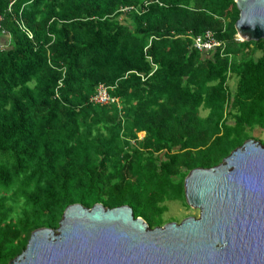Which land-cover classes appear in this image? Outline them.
Masks as SVG:
<instances>
[{"label":"trees","instance_id":"trees-1","mask_svg":"<svg viewBox=\"0 0 264 264\" xmlns=\"http://www.w3.org/2000/svg\"><path fill=\"white\" fill-rule=\"evenodd\" d=\"M239 17L235 0H0V264L74 204L162 227L192 170L264 133V40L240 41ZM208 31L221 45L199 51Z\"/></svg>","mask_w":264,"mask_h":264},{"label":"water","instance_id":"water-1","mask_svg":"<svg viewBox=\"0 0 264 264\" xmlns=\"http://www.w3.org/2000/svg\"><path fill=\"white\" fill-rule=\"evenodd\" d=\"M241 41L264 40V0H235ZM200 217L151 228L133 209L69 206L57 230H36L10 264H264V144L185 179Z\"/></svg>","mask_w":264,"mask_h":264},{"label":"rangeland","instance_id":"rangeland-1","mask_svg":"<svg viewBox=\"0 0 264 264\" xmlns=\"http://www.w3.org/2000/svg\"><path fill=\"white\" fill-rule=\"evenodd\" d=\"M240 40V39H239ZM255 142H264V133L262 130H258L255 132ZM144 134H140V138L142 139ZM263 144V143H262ZM184 199H176L172 198L171 200L168 199L163 205L168 207L167 213L164 214L163 219L166 224L176 222L181 223L184 219L188 217H200V209L190 207L188 208L185 203Z\"/></svg>","mask_w":264,"mask_h":264},{"label":"built area","instance_id":"built-area-1","mask_svg":"<svg viewBox=\"0 0 264 264\" xmlns=\"http://www.w3.org/2000/svg\"><path fill=\"white\" fill-rule=\"evenodd\" d=\"M1 22V18H0ZM239 37V36H238ZM240 39V37H239ZM241 41V39H240ZM221 45L220 42H218L211 31H208L203 37L198 36L194 39V46L202 52H209L214 50L215 48L219 47ZM109 87L105 85H100L98 88L97 95L93 98V101L96 103L102 104V105H108L113 104L117 102L116 98H113L109 94Z\"/></svg>","mask_w":264,"mask_h":264},{"label":"crops","instance_id":"crops-1","mask_svg":"<svg viewBox=\"0 0 264 264\" xmlns=\"http://www.w3.org/2000/svg\"><path fill=\"white\" fill-rule=\"evenodd\" d=\"M10 43H11L10 37L4 33H0V47L1 48L8 47Z\"/></svg>","mask_w":264,"mask_h":264}]
</instances>
